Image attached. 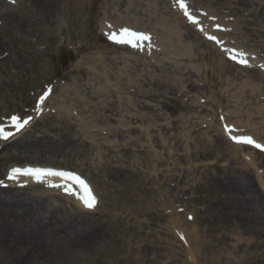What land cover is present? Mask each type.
Listing matches in <instances>:
<instances>
[{
    "label": "rangeland",
    "instance_id": "obj_1",
    "mask_svg": "<svg viewBox=\"0 0 264 264\" xmlns=\"http://www.w3.org/2000/svg\"><path fill=\"white\" fill-rule=\"evenodd\" d=\"M71 1L62 0L63 3L68 2L69 6ZM112 1L95 0L93 12H87L85 16L75 8L71 14L69 10L59 13L57 15L63 17L61 25L52 24L41 16L37 24L15 30L9 19L0 14V38L5 43L0 44V123L10 125L9 117L13 114L30 115L35 119L20 135L24 139H48L63 143L61 146L66 142L80 145L81 149V154L77 155L69 149L61 153L23 150L14 153L13 148H7L0 156V180L4 181L0 188L9 189L4 186L7 184V172L15 164H67L86 172L96 183L102 198V207L96 212L84 211L76 201L70 199L73 207L67 209L68 216L78 229H91L100 222L110 223L112 220V225L117 226L112 231V238L122 243L118 249L119 255L130 256V259L121 260L120 264H136L137 257L141 260L137 264H245L247 255H256L255 259H259L255 262L264 264V222L255 223L251 218L247 220L241 215H233V209L219 201L211 207L213 198L221 192L214 191L209 195L205 190L198 191L197 187L200 186L196 183V180H201L207 185L210 182L223 185L226 194L221 195L240 202L245 198L242 195L236 197L226 187L234 182L237 184L239 179L236 177L246 172L258 192L254 197L248 196V199L252 198L253 206L264 212V152L241 145L240 162L231 157L229 159L227 155L223 158L219 155L225 152L231 154L232 150L224 144L232 141L222 133L223 122H232L239 131L237 134L247 130L264 137V87L259 88L260 93L256 87V96L250 87L243 86L245 83L242 81L250 80L248 77H254L253 74L264 81V74L252 68L241 70L224 56L239 72L231 76L234 83L222 85L226 79L207 68L211 65L209 56L201 53L203 56L194 54L190 62L182 61L187 67L195 66L196 73L192 68L189 77L193 76L191 81H197V88L189 90L188 83L184 82L179 83H184V86L174 84L175 80H180L182 72L172 71L171 63L178 61L173 60L167 65L163 62L165 48L176 40L171 27L178 36H188L182 22L173 20V15H180L174 0H125L119 6L121 9L118 13ZM187 1H190L196 12L202 10L209 16L217 17L216 21H224L225 25L221 27L231 29L230 32L221 31L224 41L237 43L253 51L264 63V52L261 51L264 41L257 37L259 31L255 30L256 27L261 28L259 22L264 20V0H244L246 4L231 0L233 12L227 4H222L223 0ZM148 4L151 5L155 20L148 17L150 8L144 13L136 11V8L146 9ZM78 18L85 19V25L92 29L87 40L77 33V24L71 26L72 20L78 21ZM245 21L251 23L249 28H245ZM211 23L213 21L210 20ZM109 25H118L117 28L140 27L152 32L158 48H154L152 41L148 50L126 49V55H133L135 60H132V56L131 60L128 58L123 62L116 58L120 54L118 51L123 50L111 44L104 32H109ZM90 39L94 41L87 45ZM193 43L191 40L185 46L192 47ZM194 47L193 53L209 52L205 44L198 43ZM83 55L95 60L99 64L98 68H75ZM100 65L110 70L111 76L107 71L103 72ZM85 72L97 75L103 81L91 84ZM254 82L259 80L254 79ZM84 84L91 88L83 92ZM48 85L54 88L51 99L43 111L37 113L36 98ZM172 98L178 100L175 102ZM167 103L176 109L166 110ZM148 105L153 108H147ZM63 112L69 114L76 126L73 130L68 128L67 134L63 133V129L56 128L58 120L55 115L63 116ZM222 116L226 121L221 119ZM65 120L69 124L67 118ZM132 129L135 130L131 132ZM209 134L213 135V145L207 139ZM81 141L86 142V147L82 146ZM125 141L130 142V145L125 151L129 158L124 162L118 157L124 152L121 143ZM163 142L172 147L171 155L167 153L168 149L161 148ZM204 150L208 151V156L197 160L192 166L175 163V159H186L189 154L194 159L197 155L200 158V152ZM4 160L7 161L5 166L1 164ZM106 165L112 168L125 167L127 171H124L137 174V179L126 187L117 184L119 187L114 190L111 185L113 178H104L100 174ZM241 187L238 184L236 191L239 192ZM17 190L24 192L22 189ZM122 191L127 195L125 200L119 199ZM112 195L116 198L111 202L109 196ZM60 204L63 206L64 202ZM76 206L79 211L74 208ZM159 212L166 216L165 219H156ZM177 215L188 224L178 221ZM189 215L192 216L191 220L188 219ZM111 216L116 217L111 219ZM172 219L177 220L178 228L173 225ZM190 224L195 225L200 232L198 239L193 236L195 233ZM26 229L27 225L23 223L16 231L23 234L22 231ZM181 234L186 236L187 243L180 239ZM237 237L258 242L256 248L249 249L248 245L245 248L246 243H240ZM54 244L64 245L62 241ZM177 244L182 251L179 250L178 257L173 260V249L178 248ZM197 245L202 250L194 254L193 248ZM1 257L0 264H15V261H4ZM113 260L112 255V259L107 262L113 263ZM49 262L41 258L33 261V264Z\"/></svg>",
    "mask_w": 264,
    "mask_h": 264
},
{
    "label": "bare ground",
    "instance_id": "obj_2",
    "mask_svg": "<svg viewBox=\"0 0 264 264\" xmlns=\"http://www.w3.org/2000/svg\"><path fill=\"white\" fill-rule=\"evenodd\" d=\"M29 4H27V2ZM125 0H114L113 6L115 5L116 12L118 13L121 8H119L120 5L124 3ZM215 1V0H211ZM237 1V0H235ZM233 1V2H235ZM240 4L241 2L245 3L244 0H238ZM71 5H68L67 3H63L62 0H16L15 7H11L13 5L6 3V1H0V14H3L5 19H9L8 21L11 22L13 25V28L15 30L21 29L23 27L32 26L33 23L37 24V20L41 19L38 17H43L42 19L49 21L52 24L60 23L63 17L57 15L59 13H66L67 10L71 13H74V8L82 14L83 16L86 15L87 12H93V8H95V0H72ZM143 3V1H141ZM147 4V3H146ZM222 4H227L231 10V0H223ZM246 4V3H245ZM141 5V4H140ZM138 6V5H137ZM136 6V7H137ZM143 6V5H142ZM32 7H34L32 9ZM131 8L135 9L133 5H131ZM150 8V9H149ZM149 9V16L152 20H155V15H152L151 11V5L148 4V7L146 9L144 8H136V11L138 13H144L145 10ZM234 11V8H232L231 12ZM244 11V10H243ZM238 11H235L236 14ZM167 13H171V11H167ZM174 22L175 20L179 22H182V25L187 31L188 36L187 37H181L178 36V33H176L172 27L171 32L174 33L176 36V40L172 41L171 45L169 47L167 46L164 50V58L163 62L164 65H167L168 62H171L173 60H177L178 62L171 63L172 71L177 72L180 74L179 77L180 80H175V83L180 86H184V83H188L187 87L190 89H195L198 86L196 83V80H192L193 76L189 77L190 74L193 72L192 68L194 69V72L196 73L195 66L190 68L185 66L186 61L193 60L194 54L203 56L201 53L206 54L209 56V63L211 65H208L207 68L211 69L214 73L223 76L226 80H224V83L222 85H230L233 79L232 75L237 74L239 72V69L235 66H232L233 64L230 62H227L223 54L220 51H217L216 48L213 47V44L210 42L203 41L199 32H196L192 29V27L185 25L183 22V18L178 15H173ZM203 20V18H202ZM85 21V19H84ZM83 21V18L78 21L72 20L71 26H75L77 24L79 26V29L77 33L81 36H84V39L87 40L88 36L92 33V29L90 26L88 27L85 25V22ZM204 21V20H203ZM264 22L263 19L259 22V27H256L255 30L259 31L256 33L257 37L261 41H264V25L262 23ZM205 25V30H208L206 28V23H203ZM251 23H248L245 21V28H249ZM160 28V27H159ZM91 32V33H90ZM200 34V35H199ZM1 37V36H0ZM18 38V37H16ZM93 38H96L95 36ZM262 38V39H261ZM3 39L0 38V44L4 45L5 43L2 41ZM187 40V41H186ZM194 41L192 47H187L188 43ZM91 41H94V39H90L88 43ZM202 43L209 47V52L206 50L204 52L201 51H195L193 53V49H196L194 47L195 44ZM227 43H225L226 45ZM0 45V47H1ZM113 46V45H112ZM212 46V47H211ZM262 52H264V46H261ZM123 51H118L120 54L116 58L119 60L121 59L123 62L124 60L130 58L133 55L130 56V54L126 55L127 52L125 51L126 48L121 47ZM100 52V51H98ZM3 54V52L1 53ZM103 58V56L101 57ZM100 58V60H101ZM132 60H135L134 56L132 57ZM88 61V62H87ZM167 61V62H166ZM185 61V62H182ZM103 62V60L101 61ZM251 62H254L257 64V62L254 59H251ZM99 64L95 60H91L90 56L83 55L82 58L76 63V67H87L92 66V69L98 68ZM104 67L105 65L102 64ZM100 65L102 68L101 70L103 72L107 71V69L103 68V66ZM80 67V68H81ZM86 69V68H85ZM242 70V68H240ZM264 69V68H261ZM112 70V69H111ZM77 71H80L78 69ZM184 71V72H183ZM198 72V71H197ZM107 73L110 75V70L107 71ZM83 75V74H82ZM86 75V78L90 80L91 84L94 81L100 82L103 81V79H100L97 77V75H89L88 73H84ZM111 76V75H110ZM254 77L249 76L248 79H242L243 83H245L243 86L250 87L252 89V93L257 96V88L264 87V81L261 80V78L257 77L256 74H253ZM254 79H258L259 82H254ZM178 81V82H177ZM181 82H184L183 85L179 84ZM168 83V82H167ZM174 84L173 86L174 88ZM85 89H83V92L87 91L91 87L87 84H84ZM82 87V85H81ZM93 88V87H92ZM260 93V89L258 90ZM93 92H91L92 94ZM261 95V94H260ZM54 97V96H53ZM51 99V98H50ZM174 101L177 98H172ZM178 100V99H177ZM176 102V101H175ZM168 104V103H167ZM110 105H112V102H110ZM44 107V106H43ZM147 108H153L152 106L148 105ZM262 110H264V103L262 105ZM108 110H111L107 108ZM173 111L176 109L174 105L168 104L166 110ZM55 117L58 120V123L56 124V128L63 129V133L67 134L68 128L73 130L76 126L74 123H72V120L67 112H63L62 114L55 115ZM68 120L67 124L66 119ZM264 122V117L262 119ZM62 123V124H59ZM231 123V122H230ZM60 125V126H59ZM78 125V124H76ZM80 125V124H79ZM73 127V128H72ZM83 128H86V126L82 125ZM55 129V127H53ZM135 129H132L131 132H133ZM72 132V131H71ZM252 132V131H251ZM223 133V131H222ZM221 133V134H222ZM220 134V135H221ZM224 134V133H223ZM255 135L258 139L264 141V137H260L255 132H252L251 135ZM89 135V134H88ZM88 135H85L88 137ZM225 135V134H224ZM89 138V137H88ZM211 138H213V135L210 136V134L207 136V139L209 140V143L213 145L211 141H213ZM207 140V141H208ZM224 140L223 138L221 139ZM82 146L86 147L84 143L81 141ZM63 143H56L55 141L48 140V139H37V138H25L22 136L15 137L12 139H9V141L6 142V145L1 149L0 156L4 150L7 148H13L14 153H17L19 151H34V152H40V151H46V152H55V153H61L65 149H69L70 152H76L77 155L81 154V149H79L80 145L75 144H69L64 143L63 146H61ZM161 148H165V150L168 149L170 155L173 153L171 152V146L165 145V143H161ZM225 145H228L229 148H231V154L228 153H220L219 155L221 158L230 157L232 159H235L237 162H240V150H242L241 145H237L235 143H224ZM87 145V144H86ZM130 145V142L125 141L124 143H121L122 150L124 152L121 153V156H117L121 161H126L129 158V154L126 153L127 146ZM216 144H214L215 146ZM77 146V148H75ZM168 146V147H166ZM72 150V151H71ZM85 150V149H84ZM162 152V151H161ZM166 153V152H165ZM208 151L204 150V152H200V158L197 155L196 159L193 158L192 155L189 154V156L185 159H175V163L183 165L186 163L187 166H192L193 163H196L197 160L207 157ZM223 154V155H221ZM229 161V160H228ZM4 162V163H3ZM6 160L2 161V165H6ZM44 164V163H43ZM51 164V163H49ZM62 164V163H61ZM1 165V166H2ZM40 165V164H39ZM56 167H64L68 168L69 165L67 164H53ZM240 165V164H239ZM68 169H75V168H68ZM125 167L121 168H112V166L106 165L103 169H101V176L110 177L112 179V188L115 190L117 186H125V185H131L133 180L137 179V174L132 173H126ZM120 171V173H118ZM194 174L196 173L195 170L193 171ZM242 173V172H241ZM110 178L108 180H110ZM237 184L234 182L231 184L230 187H226L227 189L231 190L230 193L235 194L236 197L239 195H242V198L240 202H237L235 199H227L224 198V196L221 195V193L226 194V191L223 187V185L215 184L210 182L208 185L203 184L201 180H196L198 186V191L205 190L207 193L212 194L211 192L216 191L215 193L221 192L218 196L214 197L213 201L211 202V207L215 206V202L219 201L220 203L228 206V208L233 209V215H241L243 217L251 218V220L255 223H263L264 222V212L260 211L259 208L254 207L251 201L252 198L248 199L249 197H254L257 195V189L253 186L252 182L250 181L249 177L247 176V173H243L242 175H238L236 177ZM196 179V177L194 178ZM259 181V177L257 178ZM62 181L59 178L56 177H42L41 180L37 181L34 177H18L15 182H12V186L9 187V189H2L0 188V256L3 258L4 261H15V264H33V261L35 260H50L51 262L46 264H120L121 260L124 258L130 259V256H123L119 255L118 249L122 247V243L119 240H115L112 238V231L114 227H117L115 224L112 225V220L110 223L106 222H100L96 226L92 227L91 229H82L77 228L74 223H72L69 214H67V209L69 210L72 206V202L70 201V197H68V193H65L62 188H56L54 185L61 184ZM208 183V182H206ZM262 183V182H261ZM21 184L24 185L25 188L23 189L24 192L18 191L16 187L17 185ZM240 184L242 187L239 192L236 191L237 185ZM264 182L262 183V185ZM41 189H39V188ZM126 187V186H125ZM212 190V191H211ZM93 191L96 193V187L93 185ZM125 191V189L123 190ZM121 193L119 196V199L125 200L124 197L127 196L125 192ZM204 192V191H202ZM120 194V193H119ZM117 194V196L119 195ZM73 195L76 199H78L82 204L83 201L80 199V195L78 193L77 188L73 190ZM249 196V197H248ZM115 196H109L110 201L114 200ZM64 202L63 206H61L60 203ZM112 206V204H110ZM81 206V205H80ZM73 207V206H72ZM82 207V206H81ZM79 211V207H74ZM82 209L85 211V209L82 207ZM113 209V208H112ZM84 211H82L84 213ZM113 215V213H112ZM109 216V215H107ZM115 218L116 216H111V219ZM156 219L162 220L165 219L166 216H164L163 213L156 214ZM176 217V216H175ZM179 219L178 221H182L184 223H187L185 219H183L180 215H177L176 219ZM168 219V218H167ZM172 219L173 225H177V220ZM27 225V229L22 231V233H18L19 226L22 224ZM118 225H120L118 223ZM191 226V230L193 233H195L193 236L198 239L197 235H200V232L197 230L195 225H189ZM17 230V231H16ZM237 232V231H236ZM24 235V236H23ZM238 239V240H237ZM237 241L240 243H246L245 248L248 245L250 248H256V245L258 242H255L251 240L250 238H244V237H237ZM62 241V245H55L54 242ZM178 242V241H177ZM176 242V243H177ZM179 244V243H178ZM173 249V260H176V257H178L179 250L182 251V248L179 247ZM202 250L200 245H197L193 248L192 253H198ZM118 251V252H117ZM191 253V254H192ZM113 260L110 263L109 259ZM263 255V254H261ZM245 259L242 257V259H245V264H255L257 259L256 255L250 256ZM107 259V260H104ZM250 259V260H249ZM105 261V262H104ZM141 262L139 257H137L135 263ZM5 263V262H4ZM259 263V262H258ZM256 263V264H258ZM6 264V263H5ZM185 264V262H184Z\"/></svg>",
    "mask_w": 264,
    "mask_h": 264
},
{
    "label": "snow or ice",
    "instance_id": "obj_3",
    "mask_svg": "<svg viewBox=\"0 0 264 264\" xmlns=\"http://www.w3.org/2000/svg\"><path fill=\"white\" fill-rule=\"evenodd\" d=\"M14 2V0H13ZM174 3L177 4L182 11L184 17L188 21L189 24L196 27L198 31L210 42L215 43L220 46L221 49L228 54V58L238 64L248 65V54L242 50L236 48H227L224 47V41L217 35L210 34L203 27L202 20L200 17H206L213 21V27L217 31L222 32H230L231 29L222 28L219 23H215L217 17L209 16L208 13L199 11V14H196L195 10H190L188 3L186 0H174ZM110 29L111 25L108 26ZM107 38L109 40H113L117 44L123 45H131L133 48L141 49L144 44L147 42L149 46H151V36L146 32L134 31L127 26H121L119 30L109 31L107 33ZM261 68H264V64L260 65ZM52 89L50 87L46 88L42 94H40L36 100V108L35 111L40 112L45 104V101L51 94ZM55 111V110H53ZM221 119H224L221 117ZM33 121V116L30 115H22V114H13L9 117V124L14 131L6 130V126L3 123H0V139L7 141L10 137L19 134L22 131H26L28 126ZM223 129L225 134H227L228 138L237 145H253L257 149L264 150V144L258 143L252 136L249 135H240L233 134L238 130L228 123L223 125ZM30 176L34 177L37 181L41 180L42 177L45 176H57L61 178L62 183L54 185L56 188H62L65 193H73V190L78 188L80 191L84 193L80 197L83 201V204L88 209H94L97 205V198L92 193L87 182L82 178L80 174L76 170H57L53 168H33V167H13L7 174V179L15 182L19 176ZM4 181L0 180V184H3ZM182 211V210H181ZM189 220L192 219V216L189 215ZM180 239L187 243V240L183 236L180 235Z\"/></svg>",
    "mask_w": 264,
    "mask_h": 264
}]
</instances>
